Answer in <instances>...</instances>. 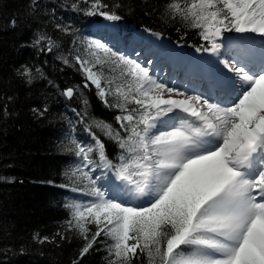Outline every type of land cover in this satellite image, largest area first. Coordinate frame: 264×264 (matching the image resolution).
<instances>
[{
	"label": "snow or ice",
	"instance_id": "6c2138e0",
	"mask_svg": "<svg viewBox=\"0 0 264 264\" xmlns=\"http://www.w3.org/2000/svg\"><path fill=\"white\" fill-rule=\"evenodd\" d=\"M84 3L89 16L122 19L112 10L119 4ZM169 7L201 30L211 45L205 51L228 59L213 62L206 98L158 81L147 67L100 40L84 42L85 51L94 57H75L86 79L84 87L90 82L107 106L120 109L115 120L127 135L93 121L122 150L118 163L109 159L105 143L94 133L92 145L72 141L81 159L72 176L79 172L95 199L86 206L69 205V228L85 241L81 258L102 234L110 238V255L116 259L109 264H133L145 255L148 264H155L156 258L159 264H264V48L257 51L248 38L240 37L221 53L217 42L232 31L264 36V0H191L186 9L179 4ZM48 39L52 51L57 45ZM106 64L112 65L110 71L121 67L115 87L114 80L102 85ZM97 65L101 67L94 71ZM30 72L26 68L23 73L29 83ZM75 91L67 88L63 94L71 99ZM220 93L230 103L219 99ZM77 116L83 122L84 117ZM97 169L102 175L94 177ZM105 178L102 190L97 181ZM128 200L141 203L130 205Z\"/></svg>",
	"mask_w": 264,
	"mask_h": 264
},
{
	"label": "trees",
	"instance_id": "16d2710c",
	"mask_svg": "<svg viewBox=\"0 0 264 264\" xmlns=\"http://www.w3.org/2000/svg\"><path fill=\"white\" fill-rule=\"evenodd\" d=\"M104 2L120 5L112 9L122 17L116 22L120 29L145 28L188 49L210 43L191 20L169 7L186 9L191 0ZM88 10L84 0H0V264H109L116 259L110 255L113 241L103 234L81 258L85 241L68 225L69 205L81 204L78 200L90 191L79 172L72 176L81 161L72 141L92 145L89 136L94 133L105 143L109 159L118 163L122 150L93 121L127 135L115 120L120 109L107 106L91 84L84 87L86 79L75 59L85 58L84 28L103 19L87 15ZM48 38L57 45L52 51ZM111 67L103 66V84L114 80L115 87L121 67ZM26 68L30 83L23 74ZM67 88L76 90L71 99L63 94ZM107 99L114 98L109 94ZM89 228L95 231L93 225ZM133 264H148V258L140 256Z\"/></svg>",
	"mask_w": 264,
	"mask_h": 264
},
{
	"label": "rangeland",
	"instance_id": "374dc122",
	"mask_svg": "<svg viewBox=\"0 0 264 264\" xmlns=\"http://www.w3.org/2000/svg\"><path fill=\"white\" fill-rule=\"evenodd\" d=\"M102 24L114 25V27L101 28L100 25ZM85 32L86 37H83V40H81L85 59L94 60V57H91L89 53L85 51L86 44L84 42L100 40L113 47V49L120 54L129 59L136 60L141 63L142 66L147 67L149 69V74L158 81L166 83L169 87L176 88L186 95H200V93H196L195 91L189 90L179 84V73L182 70L180 67L187 64L185 71L189 72L191 67L195 68V66H199V68L207 69L209 74L213 75V62L218 58L221 60L228 59V56L217 57V55L211 51H205L204 49H210V44L206 48H195L189 51L184 47L169 41L160 34L149 32V30L145 28L128 26L127 29H120L118 24L106 21L104 18L95 21L93 26L88 28ZM240 37L248 38V40L254 45L255 50L259 44H262L261 41L264 40L260 33L225 32L221 37L217 38L218 43L223 40L225 42L223 45L222 42L220 43V52H224L229 43L237 42ZM197 49H200V51H197ZM197 57H199V59H197ZM206 58L209 59L208 63L206 62ZM171 65H177L178 67L177 70L174 71V75H171L167 70ZM98 67H100V65H97L93 70L96 71ZM88 83L90 84V82ZM102 85H107L106 83L103 84V79ZM92 86L95 87L94 85ZM228 102L230 103V101ZM89 139L93 140V137L89 136ZM81 145L84 144L81 143ZM80 166L81 161L79 167ZM83 170L87 171L88 169ZM92 175L94 177L96 175H102L101 170L97 169ZM97 186L101 187L103 190L106 187V178L98 180ZM80 199L81 200L78 201L81 202V205L86 206L95 198L89 196L88 193H85ZM127 202L130 205H139L141 203L140 200H128Z\"/></svg>",
	"mask_w": 264,
	"mask_h": 264
},
{
	"label": "bare ground",
	"instance_id": "6f19581e",
	"mask_svg": "<svg viewBox=\"0 0 264 264\" xmlns=\"http://www.w3.org/2000/svg\"><path fill=\"white\" fill-rule=\"evenodd\" d=\"M262 38L264 39V36H262ZM261 43H262V44H261L262 46H261L260 44L258 45L259 50L262 49V48H264V40H262ZM197 59H199V57H197ZM206 59H207V58H206ZM256 70H257V71L260 70V65H259V64H258V66L256 67ZM216 95H217V94H216Z\"/></svg>",
	"mask_w": 264,
	"mask_h": 264
},
{
	"label": "water",
	"instance_id": "95a60500",
	"mask_svg": "<svg viewBox=\"0 0 264 264\" xmlns=\"http://www.w3.org/2000/svg\"><path fill=\"white\" fill-rule=\"evenodd\" d=\"M65 90H66V89H65ZM65 90H64V91H65ZM65 97H66V96H65ZM66 98H67V97H66Z\"/></svg>",
	"mask_w": 264,
	"mask_h": 264
}]
</instances>
